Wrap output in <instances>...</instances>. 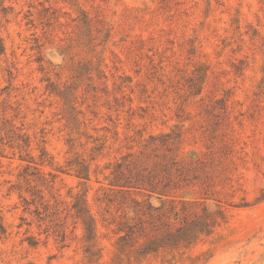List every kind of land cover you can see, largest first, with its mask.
<instances>
[{"label": "rangeland", "instance_id": "1", "mask_svg": "<svg viewBox=\"0 0 264 264\" xmlns=\"http://www.w3.org/2000/svg\"><path fill=\"white\" fill-rule=\"evenodd\" d=\"M0 264H264V0H0Z\"/></svg>", "mask_w": 264, "mask_h": 264}, {"label": "trees", "instance_id": "2", "mask_svg": "<svg viewBox=\"0 0 264 264\" xmlns=\"http://www.w3.org/2000/svg\"><path fill=\"white\" fill-rule=\"evenodd\" d=\"M3 52V48L2 51ZM83 172V171H82ZM81 171H78L79 176H85L87 177V171L86 175H83ZM85 177H82L83 179H86ZM74 208L77 209V214L79 216L83 215L85 212H83V208H79L77 205H74ZM178 215V214H176ZM217 219L211 218V217H205L204 219L197 222L195 225H199L198 229H186V227H179L174 232H168L165 235V238L172 242L171 245L174 247H171L173 249H180V248H190L192 245L196 243V241L199 239L202 235H209L212 232V229L214 225L217 223ZM91 219L89 217H85L82 221L83 229L85 232V239L87 242H91L93 240V225L90 223ZM193 223V222H192ZM133 226L128 227V233L125 234L121 240H126L132 232ZM162 240V239H161ZM154 240H149L142 248L141 253L142 254H148V253H155L158 249H163V246H154Z\"/></svg>", "mask_w": 264, "mask_h": 264}]
</instances>
